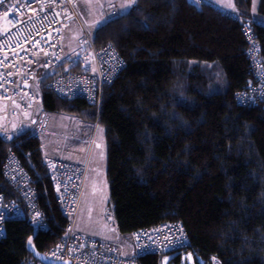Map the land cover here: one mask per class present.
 <instances>
[{
	"label": "trees",
	"instance_id": "1",
	"mask_svg": "<svg viewBox=\"0 0 264 264\" xmlns=\"http://www.w3.org/2000/svg\"><path fill=\"white\" fill-rule=\"evenodd\" d=\"M247 18L264 65V0H232ZM110 44L125 67L105 89L99 111L106 146V178L116 226L131 236L162 223L178 224L196 264H264V105L241 107L236 94L249 78L247 42L237 18L191 0H136L93 35ZM38 80L49 113L94 122L96 108L63 99ZM10 152L24 165L47 214L48 230L13 218L0 239V264L37 261L64 234L67 217L50 184L42 142L16 145L0 138V193L19 203L3 179ZM68 161V160H67ZM174 254V253H173ZM176 253L168 264H180ZM147 254L141 264H160Z\"/></svg>",
	"mask_w": 264,
	"mask_h": 264
},
{
	"label": "built area",
	"instance_id": "2",
	"mask_svg": "<svg viewBox=\"0 0 264 264\" xmlns=\"http://www.w3.org/2000/svg\"><path fill=\"white\" fill-rule=\"evenodd\" d=\"M16 1L23 3L25 12L34 11L44 25L35 34L39 42L31 48L24 46L22 40L14 39V75L5 82L6 88L0 85V138L4 142L20 145L29 138L52 134L58 136L62 149L71 142L84 148L79 164L62 157H45L51 187L67 222L61 240L42 255L46 260L68 264H141L139 257L160 255L178 245L188 246L182 228L168 222L132 234L133 242L139 249L137 255L133 253V248L129 251L120 242L84 235L75 230L89 157L99 130L104 91L122 72L124 60L110 44L96 47L84 29L78 43L65 49L66 28L78 16L75 9L77 0ZM52 10L57 11V15L50 17ZM110 14H115V11ZM237 19L242 24L247 41L245 54L250 68L248 81L236 94L235 103L241 107H252L264 104V65L251 29L243 17ZM259 25L264 28V22ZM22 50L25 51V59L20 61L18 56ZM61 65L63 68H59ZM40 68L48 71L60 69L49 81L48 89L57 97L82 99L95 107L97 116L94 122L74 128L69 133L49 132L46 126L50 113L42 104L36 82V73ZM2 176L14 187L20 202L8 200L0 193V239L4 236L6 222L13 218L28 220L37 230L47 231L48 216L39 204L37 187L14 152H10L6 159ZM25 264L43 263L29 260Z\"/></svg>",
	"mask_w": 264,
	"mask_h": 264
},
{
	"label": "rangeland",
	"instance_id": "3",
	"mask_svg": "<svg viewBox=\"0 0 264 264\" xmlns=\"http://www.w3.org/2000/svg\"><path fill=\"white\" fill-rule=\"evenodd\" d=\"M196 6L209 4L218 9H225L221 6L228 0H191ZM230 1V0H229ZM259 0H253V6ZM136 0H77L75 9L77 18L71 20L65 31L64 47L71 48L82 37L84 29L90 37L103 25L111 16L112 10L115 14H123L135 7ZM79 127L75 117L64 114L50 113L46 129L51 133H69ZM42 142V150L45 156L62 157L71 163L79 164L82 161L84 148L75 143L62 149L59 145L58 136L45 134L39 137ZM106 146L105 136L102 128L99 129L96 148L89 157L86 172L84 190L82 193L80 208L75 221V230L84 235L100 237L110 241L122 242L127 248L132 244L131 236L125 237L120 234L113 211L109 205L110 192L106 178ZM174 254L162 257L160 264H168ZM180 264H196L190 253H182ZM201 264H204L201 262ZM217 264V263H216Z\"/></svg>",
	"mask_w": 264,
	"mask_h": 264
},
{
	"label": "bare ground",
	"instance_id": "4",
	"mask_svg": "<svg viewBox=\"0 0 264 264\" xmlns=\"http://www.w3.org/2000/svg\"><path fill=\"white\" fill-rule=\"evenodd\" d=\"M37 4L38 3H36V5ZM56 15H57V11L52 10L50 13V17ZM115 15L116 14H113L111 16H115ZM43 25L44 22L38 20V17L35 15L34 11L32 12L24 11L22 2H18L16 0H0V85L2 87L6 88L5 82L14 75L13 43H16L14 39L22 40L24 46L31 48L33 44L39 42V39L38 37L37 38L35 37V34L37 31H39L40 28H42ZM24 56H25V51L22 50L18 56V60L23 61L25 59ZM124 67H125V61H124ZM59 68H63V66L61 65L59 66ZM59 71L60 69L57 68H54L50 71L40 68L36 73V82L39 91L40 88H39L38 80L43 76L45 77L51 76V78L49 79L50 81ZM49 81L46 82L47 88ZM57 204L60 209L61 208L60 204L58 202ZM132 248H133L132 250L133 253L137 255L139 253V249L135 242H133ZM186 249H187L186 246H182V245L174 246L173 248L167 250L165 253H162L159 256L165 258L166 255L173 253L174 254L180 253L182 255V253H184ZM140 259L141 257H139V261Z\"/></svg>",
	"mask_w": 264,
	"mask_h": 264
},
{
	"label": "crops",
	"instance_id": "5",
	"mask_svg": "<svg viewBox=\"0 0 264 264\" xmlns=\"http://www.w3.org/2000/svg\"><path fill=\"white\" fill-rule=\"evenodd\" d=\"M253 1V0H252ZM221 6L225 9H223V11H228V12H231V13H235V14H240L239 13V10L237 9V7L234 5L233 1L232 0H228L226 3H222ZM257 6H258V3L255 4V6H253V3H252V9H251V13H255L256 10H257ZM97 140V138H96ZM96 148V141H95V145L93 147V150L94 151Z\"/></svg>",
	"mask_w": 264,
	"mask_h": 264
},
{
	"label": "water",
	"instance_id": "6",
	"mask_svg": "<svg viewBox=\"0 0 264 264\" xmlns=\"http://www.w3.org/2000/svg\"><path fill=\"white\" fill-rule=\"evenodd\" d=\"M29 252L37 259H39L43 264H68L67 262H52L49 260H46L45 257L42 254L36 253L33 247H28Z\"/></svg>",
	"mask_w": 264,
	"mask_h": 264
},
{
	"label": "clouds",
	"instance_id": "7",
	"mask_svg": "<svg viewBox=\"0 0 264 264\" xmlns=\"http://www.w3.org/2000/svg\"><path fill=\"white\" fill-rule=\"evenodd\" d=\"M224 13H226L227 15H229V16H231L232 18L234 17V18H237V17H243V16H241V15H239V14H235V13H231V12H228V11H225ZM244 19H245V17H243ZM245 21H246V23L248 24V26H249V28L251 29V27H250V24H249V21L247 20V18L245 19ZM261 22H264V21H260L258 24H260ZM242 31H243V29H242ZM252 31V30H251ZM243 35H244V32H243ZM244 37H245V35H244ZM255 37V36H254ZM256 39V38H255ZM245 40H246V38H245ZM256 41H257V39H256ZM247 42V41H246ZM99 131V130H98ZM97 135H98V133H97ZM96 138H97V136H96ZM96 141V140H95ZM94 145H95V143H94ZM94 147V146H93ZM93 150V149H92ZM92 153V152H91ZM45 157H48V156H45ZM51 157V156H50ZM64 159V158H63ZM82 159H83V156H82ZM81 203V202H80ZM80 208V207H79ZM76 221V220H75ZM67 222V221H66ZM90 236V235H89ZM98 238H100V237H98ZM103 239V238H102ZM107 240V239H106ZM120 243H122V242H120ZM123 244V243H122ZM130 251V250H129ZM37 260H39V259H37ZM40 261V260H39ZM41 262V261H40Z\"/></svg>",
	"mask_w": 264,
	"mask_h": 264
}]
</instances>
